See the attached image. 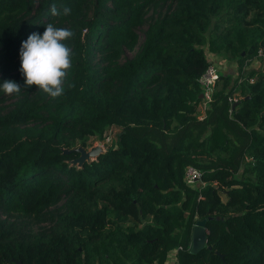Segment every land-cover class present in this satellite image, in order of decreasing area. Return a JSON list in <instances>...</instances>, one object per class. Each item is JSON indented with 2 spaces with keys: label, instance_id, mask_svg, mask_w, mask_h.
<instances>
[{
  "label": "trees",
  "instance_id": "16d2710c",
  "mask_svg": "<svg viewBox=\"0 0 264 264\" xmlns=\"http://www.w3.org/2000/svg\"><path fill=\"white\" fill-rule=\"evenodd\" d=\"M50 22L74 33L55 99L8 76ZM259 48L264 0H0V82L22 88L0 106V264H163L171 249L180 264H264V72L240 77ZM205 51L238 72L218 74L198 119ZM108 125L114 142L70 164L61 148ZM188 164L202 183H184ZM201 218L210 247L191 252Z\"/></svg>",
  "mask_w": 264,
  "mask_h": 264
},
{
  "label": "clouds",
  "instance_id": "9594fccd",
  "mask_svg": "<svg viewBox=\"0 0 264 264\" xmlns=\"http://www.w3.org/2000/svg\"><path fill=\"white\" fill-rule=\"evenodd\" d=\"M51 15H69L71 8L58 9L55 4L50 8ZM74 33L53 23L45 24L43 33L33 32L21 42L19 71L26 86L35 85L37 89L52 98L64 94L65 82L72 67V49L65 43ZM21 86L14 80L0 82V90L7 95L19 94Z\"/></svg>",
  "mask_w": 264,
  "mask_h": 264
},
{
  "label": "rangeland",
  "instance_id": "374dc122",
  "mask_svg": "<svg viewBox=\"0 0 264 264\" xmlns=\"http://www.w3.org/2000/svg\"><path fill=\"white\" fill-rule=\"evenodd\" d=\"M162 6L165 7V3H163ZM156 10H157V8H156ZM150 13H152L151 10H149L147 12V14H150ZM218 19L219 20L221 19L222 23H226V21H227V17H225V16H219ZM215 22H216V20H215ZM144 27H145V25H141V26L137 27V33H138L137 44H136L134 50H132V51L125 50L123 52L122 57L130 56L138 48V46L140 45V42L142 41V30L144 29ZM261 52H260L259 56L258 55L252 56L243 65V71H242L241 76H240L241 78H249V80H251L252 79L251 77H255L258 73L264 72V54H263V52L261 54ZM219 57L222 61V62L220 61L222 63V65L220 66V69H221L220 71L228 73L231 76L230 78L232 81L233 78L236 77L237 72H238L237 64L231 60H227V59H232L228 56H224V55L220 56L219 55ZM225 58H227V59H225ZM9 75H10V77L14 76V75H16L18 77L23 76L21 74V72L18 71L17 68L10 70L8 73V76ZM233 95L235 97H238V96H240V93L238 91H235V93ZM14 99H15L14 95H6L4 97V100L2 102H0V106H2V108L5 107V109H6ZM116 131H117V129H114V130L110 131V133L108 134L109 141H111L110 143L114 142ZM102 135H104V130H103ZM102 135H100V136L94 135V136L88 137L84 147L87 149L92 145L100 144L101 148L103 149L105 145L103 143L104 140L102 138ZM239 174H240V171H237L235 173V176L238 177ZM52 209H54V208H52ZM43 225H48V222L47 221H41L40 223L35 224L33 226V230H36L40 226H43Z\"/></svg>",
  "mask_w": 264,
  "mask_h": 264
},
{
  "label": "built area",
  "instance_id": "2783aa9c",
  "mask_svg": "<svg viewBox=\"0 0 264 264\" xmlns=\"http://www.w3.org/2000/svg\"><path fill=\"white\" fill-rule=\"evenodd\" d=\"M262 50L259 48L257 54H260ZM262 53V52H261ZM205 55L209 60L208 65L204 71L198 77V83L200 85V100L197 103L196 116L198 119H202L205 115V110L208 105V102L211 100V94L213 91L214 82L218 77V74L221 72L220 66L222 61L217 54H212L211 52L205 51ZM221 61V62H220ZM237 97L234 95L228 96L227 99L229 102H233ZM116 129L113 125H108L104 129L103 143L110 144L108 134L110 131ZM100 145V144H99ZM101 146V145H100ZM201 172L194 165L188 164L184 167L183 170V181L189 186H194L197 183H202L200 180ZM174 253V262L172 264H180L175 261V249H172Z\"/></svg>",
  "mask_w": 264,
  "mask_h": 264
},
{
  "label": "water",
  "instance_id": "95a60500",
  "mask_svg": "<svg viewBox=\"0 0 264 264\" xmlns=\"http://www.w3.org/2000/svg\"><path fill=\"white\" fill-rule=\"evenodd\" d=\"M61 150L65 153L69 151H76L78 155L69 160L70 164H75L76 166H80L84 161H89L95 158L103 149L99 144H95L90 146L89 148H85L83 146H76L72 148L62 147ZM205 218L196 219L191 226L190 229V239L188 244V250L191 252H195L204 246L209 248L210 245L206 244V232H205ZM19 264V262H18Z\"/></svg>",
  "mask_w": 264,
  "mask_h": 264
},
{
  "label": "crops",
  "instance_id": "0c3cea01",
  "mask_svg": "<svg viewBox=\"0 0 264 264\" xmlns=\"http://www.w3.org/2000/svg\"><path fill=\"white\" fill-rule=\"evenodd\" d=\"M174 262L173 250H169L163 264H172Z\"/></svg>",
  "mask_w": 264,
  "mask_h": 264
}]
</instances>
